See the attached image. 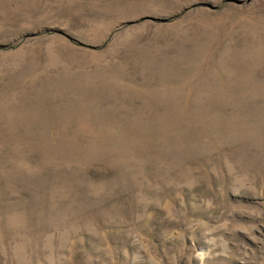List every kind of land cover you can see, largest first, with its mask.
Wrapping results in <instances>:
<instances>
[{
  "label": "rangeland",
  "instance_id": "obj_1",
  "mask_svg": "<svg viewBox=\"0 0 264 264\" xmlns=\"http://www.w3.org/2000/svg\"><path fill=\"white\" fill-rule=\"evenodd\" d=\"M0 264H264V0H0Z\"/></svg>",
  "mask_w": 264,
  "mask_h": 264
}]
</instances>
